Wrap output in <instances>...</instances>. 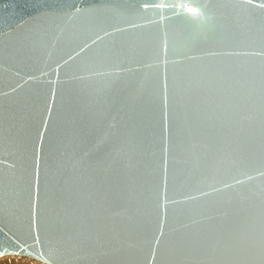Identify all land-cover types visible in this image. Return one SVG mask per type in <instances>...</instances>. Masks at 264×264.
<instances>
[{
    "label": "water",
    "instance_id": "obj_1",
    "mask_svg": "<svg viewBox=\"0 0 264 264\" xmlns=\"http://www.w3.org/2000/svg\"><path fill=\"white\" fill-rule=\"evenodd\" d=\"M142 2L0 0V248L261 264L264 9L189 0L193 26Z\"/></svg>",
    "mask_w": 264,
    "mask_h": 264
},
{
    "label": "snow or ice",
    "instance_id": "obj_2",
    "mask_svg": "<svg viewBox=\"0 0 264 264\" xmlns=\"http://www.w3.org/2000/svg\"><path fill=\"white\" fill-rule=\"evenodd\" d=\"M254 5V8L264 9V0H238L236 4L237 7L245 8V6ZM141 8L143 9L144 14H147L150 9H173L172 15L180 16L186 23L199 26L205 22L206 19H210L205 10L201 7L199 3L189 2V0H179V2H164V0H143L141 4ZM253 9H249L251 11ZM77 12L80 9H76ZM161 16L165 15L163 11L160 13ZM135 26V25H134ZM109 33L105 32V35ZM102 39V37H100ZM93 44L96 43L95 40L92 41ZM90 47V45H85L80 49L76 55H80V53L84 52L86 48ZM168 43L165 41L164 50L167 51ZM230 54V53H229ZM253 55H264V52H255ZM69 59H74V57H69ZM185 59L192 61L197 59V57L185 54ZM179 61H174V63H178ZM102 74V73H101ZM237 183H242V181H237ZM225 187H231V185H225ZM219 191V189H216ZM38 194V193H37ZM163 206V205H162ZM34 214H35V204H34ZM35 222V221H34ZM20 244V248L17 249H8V248H0V255H6L10 252H16L19 255H27L33 259L42 260L44 264H48V260L52 253L48 250H45L41 247V240L38 232L34 235L31 243L27 241H18ZM257 259L261 261V264H264V241H262Z\"/></svg>",
    "mask_w": 264,
    "mask_h": 264
},
{
    "label": "bare ground",
    "instance_id": "obj_3",
    "mask_svg": "<svg viewBox=\"0 0 264 264\" xmlns=\"http://www.w3.org/2000/svg\"><path fill=\"white\" fill-rule=\"evenodd\" d=\"M2 257V258H1ZM0 257V264H34L31 263L32 259H29L27 257H19V256H1ZM34 260V259H33ZM37 264L39 262L35 261ZM41 264V263H40Z\"/></svg>",
    "mask_w": 264,
    "mask_h": 264
},
{
    "label": "rangeland",
    "instance_id": "obj_4",
    "mask_svg": "<svg viewBox=\"0 0 264 264\" xmlns=\"http://www.w3.org/2000/svg\"><path fill=\"white\" fill-rule=\"evenodd\" d=\"M5 256H8V257H9V256H12V255H5ZM13 256H16V255H13ZM19 257H21V256H19ZM22 257H23V256H22ZM1 258H2V257H1ZM29 259H30V258H29ZM35 261H36V260H33V259H32L31 263L37 264ZM37 262H39V261H37ZM40 263H41V264H44V263H42V262H39V264H40Z\"/></svg>",
    "mask_w": 264,
    "mask_h": 264
}]
</instances>
